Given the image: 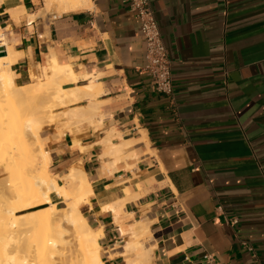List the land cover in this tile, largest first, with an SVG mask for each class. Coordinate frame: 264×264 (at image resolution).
<instances>
[{
    "label": "crops",
    "instance_id": "0c3cea01",
    "mask_svg": "<svg viewBox=\"0 0 264 264\" xmlns=\"http://www.w3.org/2000/svg\"><path fill=\"white\" fill-rule=\"evenodd\" d=\"M150 3L172 62L173 99L143 69L146 43L127 1L91 0L59 14L39 12L44 0H0V32L20 51L11 64L17 85L34 83L53 55L77 74H97L103 124L84 122L60 136L45 125L49 169L87 172L94 192L82 210L102 230L105 250L123 237L103 206L134 196L122 219L149 224V264H206L207 255L218 264H256L249 244L264 264V0ZM112 128L137 139L128 150L138 157L110 173L101 139ZM76 138L83 148L73 147ZM108 260L127 264L124 256Z\"/></svg>",
    "mask_w": 264,
    "mask_h": 264
},
{
    "label": "bare ground",
    "instance_id": "6f19581e",
    "mask_svg": "<svg viewBox=\"0 0 264 264\" xmlns=\"http://www.w3.org/2000/svg\"><path fill=\"white\" fill-rule=\"evenodd\" d=\"M90 5L91 0H44V6L39 12L48 13L53 10L55 12H65L86 8ZM24 10L25 8L22 5L10 11L13 15H18ZM35 16V14H32L31 18ZM0 48L5 51L3 55H0V92H4L7 86L9 87L8 80L10 78L15 80L16 72L12 70L13 68L11 69V64L16 61L20 51L16 53L13 47L5 41V36L3 35L0 36ZM55 56L53 55L50 63L43 67V72L49 83L56 85L53 86L55 90H50V88L48 90L51 99L53 97L59 106H70L72 108L68 107L71 110L70 112H74L72 110L75 109V112L79 111L82 113L85 117L83 122L93 123L96 128L101 126L104 119L99 111L100 102L96 98L98 95L96 87L99 85L97 74H77L71 65L60 63ZM81 78H88V81L79 82ZM64 82L75 84L71 87H66L63 85ZM18 89L21 90L20 92L28 94L25 84L18 85ZM11 91H16V89L14 90L13 88ZM20 92L18 95L22 94ZM4 95H7V93ZM9 96L11 95L8 94V97L6 96L7 101L4 99L6 97L2 98L4 102L0 103V168L4 172V175L0 177V233L3 234V236H0V241L4 239L3 245L1 244L2 247L0 246V264H107L101 255L102 250L108 253V258L117 255L124 256L128 264H149L148 262L152 257L154 248L145 245L147 244L145 237L151 238L149 224L142 221H134L129 225H125L122 220V217L127 215V213L125 215L122 214L125 211V202L130 198H134V196L103 206L104 209L113 210L114 220L118 224L120 234L127 236L122 249L113 251L103 249L100 243V238L103 236L102 230L94 229L82 210V204L90 202V195L94 192L87 172L80 166L74 165L70 167L69 173L72 182L67 186L59 181V175L50 171V164L49 166L47 164L40 166L39 161H42L43 157H41L42 159H37V154L39 152H41L40 155L43 153L44 158L50 155L49 150L44 151L42 146V141L45 138H49L43 136L40 129H36V127L40 128V122L36 121L37 119L28 118L27 122L23 123L19 119V115V117L15 116L16 113L7 104V102L9 103L12 100V96L10 99ZM85 98H88L87 103L83 102ZM52 117L55 118V116ZM86 127L87 130L91 126L89 128L88 126ZM69 130L73 132L77 129L69 128ZM114 136H119L120 140L115 142L113 140ZM136 141L137 139H124L114 128L101 139L104 148L106 147L108 152L116 149L119 151L120 149L127 153L126 157L118 158V156H121V153H119L116 156L117 158L104 161L103 165L108 169L107 171L112 173L114 170L112 167L119 159L127 160L130 156L137 155L136 151L129 152L128 150ZM75 142L76 144H81L78 138L75 139L74 144ZM148 149L151 152L154 151L152 148ZM43 161L45 160L43 159ZM43 163L41 162V164ZM126 164L128 163L126 162ZM128 167H130V164ZM53 193L63 198L65 201L64 206H60L56 201L52 200ZM68 223L74 227L69 226V229L67 227ZM71 229H74L73 233H71ZM26 233H29V235L24 237L23 234ZM142 235L145 237L143 238ZM28 238L33 240L30 244V247L31 245L34 247V256L32 258L30 257L32 253L28 251L30 247L26 252L24 246L23 239L27 240ZM12 239L13 241L14 239L18 240L17 242L15 241L16 243H11ZM20 239L23 242L19 241ZM30 240H27V243ZM27 243L26 246H28ZM73 243L75 248L70 254L68 253L70 255L68 256L69 259H65L64 256L68 254L66 255L64 250L67 246L70 248ZM139 244L140 248H138ZM149 249L150 253L148 255L146 251ZM22 250H25L26 253L19 257L17 253ZM131 252L134 255H131ZM138 253L140 254L139 256L137 255Z\"/></svg>",
    "mask_w": 264,
    "mask_h": 264
},
{
    "label": "rangeland",
    "instance_id": "374dc122",
    "mask_svg": "<svg viewBox=\"0 0 264 264\" xmlns=\"http://www.w3.org/2000/svg\"><path fill=\"white\" fill-rule=\"evenodd\" d=\"M54 11V10H53ZM52 11V12H53ZM55 12V11H54ZM56 13H60V12H57L56 11ZM0 36H2V34H1V32H0ZM0 58H1V56H0ZM36 78V79H35ZM35 78H33V81H34V83H32V84H25V89H27L28 90V97H27V95L26 94H24L23 92H20L21 90L20 89H18V85L16 84V82H15V80L14 79H12V78H10L9 80H8V85H9V87L7 86V89L4 91L5 93H7V95H4L5 93L3 92V91H1L0 92V95H1V97H0V103H3L4 101H3V99L2 98H4V97H8V94L9 95H11L12 96V100H10V102L8 103L7 102V104H8V106L11 108V109H13V111L16 113V115L15 116H17V117H19V119L21 120V122H27V120H28V118H35V119H37L36 121H38V122H40V124H39V127L40 128H38V127H36V129H40L41 130V133H42V128L45 126V124L46 125H49L50 123L51 124H54L55 126H56V129H57V132H58V136H60L62 133H63V131L68 127V128H75V127H78V126H81L84 122H83V120L85 121V117H84V115H82V113H80L79 111H76L75 112V109H73L72 111H74V112H70L71 110L70 109H68V107H70V106H67L66 107V109H65V107H63V106H59L58 104H57V102H55L56 100H54L53 99V97H52V99H51V97H50V95H49V93H48V90H49V88H50V90L52 89V90H55V89H53V86H56L55 84H50L49 83V80L47 79V77L45 76V74H44V72H43V68H41V72H40V74H38ZM12 82V83H11ZM11 83V84H10ZM17 85V86H16ZM10 87H11V89H10ZM14 88V90L16 89V91H11L12 89ZM97 88V87H96ZM18 90V91H17ZM9 91H10V93H9ZM20 92V94L22 93L23 94V96H22V94L21 95H18V93ZM96 92L99 94L100 92H98L97 91V89H96ZM4 93V94H3ZM13 93H17L16 95L15 94H13ZM18 95V96H17ZM26 95V96H25ZM11 96H9V99L11 98ZM16 96H17V98H16ZM20 96H22V97H24V98H22V97H20ZM7 97L6 98H4L5 99V101H7L6 99H7ZM18 97H20V98H18ZM9 101V100H8ZM53 102V103H52ZM58 105V106H57ZM71 108V107H70ZM72 109V108H71ZM64 110H67V111H64ZM40 113H39V112ZM46 113H45V112ZM47 111H48V113H49V111H50V113L48 114L47 113ZM68 111H69V113H68ZM42 112H43V114H42ZM53 112H55V113H53ZM58 112V113H57ZM62 112H64V113H66V114H64V113H62ZM78 112V113H77ZM52 113H53V115H52ZM71 113V114H70ZM36 114V115H35ZM72 114H74V115H72ZM19 115V116H18ZM42 115V116H41ZM50 115V116H49ZM72 115V116H71ZM47 118H46V117ZM52 116H55V118H53ZM65 116V117H64ZM67 116V117H66ZM72 117V120L70 121V119H71V117ZM75 116V117H74ZM50 117V118H49ZM41 118V119H40ZM67 118H69V119H67ZM74 118H75V120H74ZM77 118H78V120H77ZM84 118V119H83ZM45 120V121H44ZM52 120V121H51ZM51 121V122H50ZM55 121V122H54ZM80 121V122H79ZM81 121H82V123H81ZM73 123V124H72ZM38 124V123H37ZM42 124V125H41ZM78 124V125H77ZM38 126V125H37ZM58 126V127H57ZM66 126V127H65ZM71 126H73V127H71ZM45 140L47 141L48 139L47 138H45ZM45 140H43L42 141V146H43V148H44V151H46V150H48L47 148H46V145H44V144H46V141ZM45 142V143H44ZM45 146V147H44ZM77 146H79L80 148H83V146L81 145V144H76V142H75V144H73V147H77ZM148 148H152V147H149L148 146ZM105 151V152H104ZM119 151H121L120 149H119ZM118 151V149H116V150H111V151H109L108 152V149L105 147L104 148V150H103V153H102V157H105V156H108V157H110V159H113V158H117L116 156H118L119 155V153H121V156H118V158L119 157H121V158H123V157H126L125 155L127 154L126 152H124V151H121V152H119ZM106 152H107V154H106ZM123 152V153H122ZM40 153L41 152H39L37 155V159H42L41 157H43V159L45 160V161H43V159H42V161L41 162H44L43 164H41V162L39 161V164H40V166L42 165V166H44V164H47L48 166H49V164L51 163V154H50V152H49V154L50 155H48L46 158H44L45 156L43 155V153L40 155ZM117 153V154H116ZM105 154V155H104ZM122 154H124L123 156H122ZM40 156V158H38ZM50 157V158H49ZM48 158V159H47ZM46 159H47V163H46ZM50 159V160H49ZM49 160V161H48ZM120 161V159L118 160V161H116L115 162V164L113 165V169H115V167H117V163ZM116 165V166H115ZM69 170H70V168H69ZM69 170L67 171L68 173H69ZM64 173V174H62V175H59L58 177V179H59V181L60 182H62V184L64 183V184H66L67 186L68 185H70L71 184V182H72V179H71V175H70V173L68 174V173ZM4 175V172L2 171V169L0 168V177L1 176H3ZM66 175V176H65ZM68 176V177H67ZM65 177V178H64ZM69 180V181H68ZM67 181V182H66ZM66 182V183H65ZM53 195V194H52ZM55 197H57L56 195H55ZM53 198H54V195H53ZM56 200H58V201H56L57 203H58V205H60V206H64L65 205V201L63 200V198H61V197H57L56 198ZM53 201H55V199L53 200ZM87 217V216H86ZM88 218V217H87ZM89 220V219H88ZM123 220V219H122ZM82 221V220H81ZM89 222L91 223V226L94 228V229H96V230H99L98 229V227H96L95 226V224H93V222H91L90 220H89ZM124 222V221H123ZM124 224L125 225H129V224H127V223H125L124 222ZM69 226L71 227V226H73V225H71L70 223H68V228H69ZM22 227H24V226H22ZM74 227V226H73ZM72 227V228H73ZM70 229V228H69ZM71 230H72V232H71ZM70 230V232L71 233H73V230L74 229H71ZM16 234V233H15ZM18 235V234H17ZM25 235H26V237L29 235V233H26V234H23V236L25 237ZM0 236H3V234L2 233H0ZM19 236V235H18ZM143 236V238L145 237L144 235H142ZM123 237V239H121V240H119L118 242H116V245H118V246H116L114 249H112V250H110V251H113V250H120V249H122V245L125 243V240H126V238H127V236H124V235H122L121 236V238ZM146 238V243L147 244H145L146 246H150V245H148V240H149V238H147V237H145ZM22 239V238H21ZM19 240V241H22L23 242V240H24V246H25V250H26V252H27V250L29 249V247H30V244L32 243V239L30 240L29 238L27 239V240H30V241H28V243H27V240H25V239H23V240ZM17 240L18 239H14V241H13V239H12V241H11V243L12 242H17ZM143 241H144V239H143ZM15 242V243H16ZM30 242V243H29ZM3 243H4V239H2L1 241H0V246L2 247V245H3ZM26 243H27V245L28 246H26ZM2 244V245H1ZM101 244H102V246H103V249H106V246H104L103 245V243L101 242ZM71 247L69 248V246H67V248H65V254L67 255L68 253L70 254L71 253V251L72 250H74V248H75V246H74V243H73V245H70ZM138 248H140V244H139V246H138ZM34 247H32V245H31V247H30V249L28 250V251H30L29 253H32V254H30V257L32 258L34 255ZM150 249H151V247H150ZM150 249L149 250H147L146 252H147V254L149 255V253H150ZM25 250H22V251H19L18 253L20 254H18L17 253V255L20 257V256H22L23 254H25L26 252H25ZM32 251V252H31ZM138 251V250H137ZM137 251H136V253H137ZM67 255V256H64L65 257V259H69L68 258V256H70V255ZM101 255H102V257L104 258V260L105 261H107V263H109V258H108V253L107 252H104L103 250H102V252H101ZM131 255H134L133 254V252H131ZM138 256L140 255L139 253L137 254ZM130 256V255H129ZM58 260H60V259H58ZM62 260V259H61ZM60 260V261H61ZM126 262H128L127 260H126ZM128 264V263H127ZM137 264V263H136Z\"/></svg>",
    "mask_w": 264,
    "mask_h": 264
},
{
    "label": "built area",
    "instance_id": "2783aa9c",
    "mask_svg": "<svg viewBox=\"0 0 264 264\" xmlns=\"http://www.w3.org/2000/svg\"><path fill=\"white\" fill-rule=\"evenodd\" d=\"M136 12L140 21L139 31L146 43L144 71L151 76L155 90L174 98L172 62L162 37L158 20L150 0H124ZM256 264H260L252 245H247ZM206 264H218L212 255H207Z\"/></svg>",
    "mask_w": 264,
    "mask_h": 264
},
{
    "label": "water",
    "instance_id": "95a60500",
    "mask_svg": "<svg viewBox=\"0 0 264 264\" xmlns=\"http://www.w3.org/2000/svg\"><path fill=\"white\" fill-rule=\"evenodd\" d=\"M5 53V51L2 50V48H0V55H3Z\"/></svg>",
    "mask_w": 264,
    "mask_h": 264
}]
</instances>
